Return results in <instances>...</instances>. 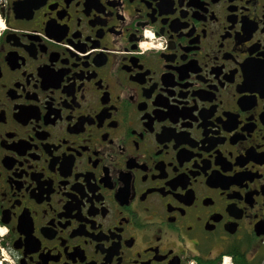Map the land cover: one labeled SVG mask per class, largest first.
Segmentation results:
<instances>
[{
	"label": "flooded vegetation",
	"instance_id": "af4514ba",
	"mask_svg": "<svg viewBox=\"0 0 264 264\" xmlns=\"http://www.w3.org/2000/svg\"><path fill=\"white\" fill-rule=\"evenodd\" d=\"M9 264H264V0H0Z\"/></svg>",
	"mask_w": 264,
	"mask_h": 264
},
{
	"label": "rangeland",
	"instance_id": "374dc122",
	"mask_svg": "<svg viewBox=\"0 0 264 264\" xmlns=\"http://www.w3.org/2000/svg\"><path fill=\"white\" fill-rule=\"evenodd\" d=\"M1 238V237H0ZM226 259H229V258H225ZM0 264H9L7 262L4 261V259H2V255H1V252H0Z\"/></svg>",
	"mask_w": 264,
	"mask_h": 264
}]
</instances>
